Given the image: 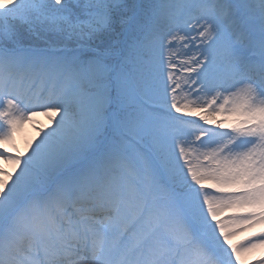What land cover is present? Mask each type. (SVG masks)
I'll use <instances>...</instances> for the list:
<instances>
[{
    "label": "snow or ice",
    "instance_id": "6c2138e0",
    "mask_svg": "<svg viewBox=\"0 0 264 264\" xmlns=\"http://www.w3.org/2000/svg\"><path fill=\"white\" fill-rule=\"evenodd\" d=\"M39 114L0 150V264L264 246L231 243L264 224V0H0V142Z\"/></svg>",
    "mask_w": 264,
    "mask_h": 264
},
{
    "label": "bare ground",
    "instance_id": "6f19581e",
    "mask_svg": "<svg viewBox=\"0 0 264 264\" xmlns=\"http://www.w3.org/2000/svg\"><path fill=\"white\" fill-rule=\"evenodd\" d=\"M35 120L38 123L29 122L28 124L32 127L39 125L41 128H47L50 126L48 118L43 114H39L38 116H36ZM27 129L28 136L26 138H23V140H19L18 137H16L17 139H15L14 137L13 143L15 147H13V144L0 142V150L7 149V152L12 155L19 154L18 152H16V150H20L23 154H26L29 151V145H27V143L34 142L36 140L33 131L28 127ZM0 167L7 169L9 172L13 170V165L3 160H0ZM262 232H264V224H256L254 227L248 228L245 231H241L238 234L234 235L231 238V243L237 245L240 243H244L249 238H252L254 235H258ZM262 258H264V246H258L257 248L252 249L249 252L242 253L241 264H255L257 260Z\"/></svg>",
    "mask_w": 264,
    "mask_h": 264
},
{
    "label": "rangeland",
    "instance_id": "374dc122",
    "mask_svg": "<svg viewBox=\"0 0 264 264\" xmlns=\"http://www.w3.org/2000/svg\"><path fill=\"white\" fill-rule=\"evenodd\" d=\"M28 123H29V122L25 123V124L23 125V127H22L20 130H18L17 132L14 133V137H15V139H17L16 137H18L19 140H23V138H26V137L28 136V134H27V130H28L27 127L33 131V134L35 135V138H36V139L39 138L40 133H39L37 130H38L39 128H41V127H40L39 125H38V126L36 125L35 127H32V126L29 125ZM29 144H30V142L27 143V145H29ZM17 152H18L19 154H23L20 150H17ZM229 214H230V213L226 212V213H225V216H227V215H229Z\"/></svg>",
    "mask_w": 264,
    "mask_h": 264
}]
</instances>
